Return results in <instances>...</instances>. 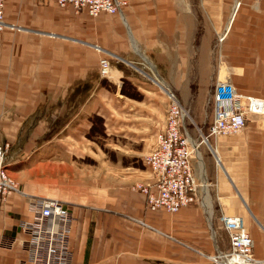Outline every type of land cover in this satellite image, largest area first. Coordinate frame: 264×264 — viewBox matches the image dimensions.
<instances>
[{
  "label": "crops",
  "instance_id": "0c3cea01",
  "mask_svg": "<svg viewBox=\"0 0 264 264\" xmlns=\"http://www.w3.org/2000/svg\"><path fill=\"white\" fill-rule=\"evenodd\" d=\"M126 1L122 16L96 18L53 0L6 1L5 21L15 28L0 31V141L21 151V159L9 154L7 169L25 194L10 195L1 208L0 264H25L28 235L20 223L34 218L28 195L62 199L74 214L72 264H214L211 255L231 249L222 215L242 218L264 264V115H251L241 133L216 136L198 153L200 171L193 163L205 183L206 206L153 211L134 187L149 180L148 169L122 162L123 156L138 147L139 157L153 150L168 102L138 66L154 69L163 89L155 69L174 85L168 78L176 71L182 85L190 54L174 7L179 0ZM223 52L226 68V43ZM123 80L141 99L123 91ZM231 82L244 96L252 93ZM262 91L253 96L259 103ZM94 116L116 139L117 160L104 158L90 139ZM50 142L56 147L48 157L13 168L25 151ZM94 154L97 163L89 161Z\"/></svg>",
  "mask_w": 264,
  "mask_h": 264
},
{
  "label": "built area",
  "instance_id": "2783aa9c",
  "mask_svg": "<svg viewBox=\"0 0 264 264\" xmlns=\"http://www.w3.org/2000/svg\"><path fill=\"white\" fill-rule=\"evenodd\" d=\"M53 1L62 8H72L77 13H86L94 18L103 13L122 16L127 4L126 0ZM5 5L6 0H0V31L15 28L5 21ZM101 68L103 75H107L106 58L101 61ZM173 94H168L171 103L165 126L158 135L154 150L146 159L150 181L136 186L146 194L147 206L153 211L164 209L177 212L191 204L206 206L204 183L197 178L193 163L199 143L196 140L192 141L186 125L190 116ZM209 99L214 103V119L209 129L211 136H230L234 132H242L250 115H264V99L254 107L250 101H247L249 98L246 99L236 90L234 84L228 81H217L214 94ZM10 147V143L0 141V209L5 199L13 191L20 189L7 169ZM29 208L34 213L35 219L20 223L21 231L28 235L23 243L27 252L24 263L72 264L69 243L74 214L64 202L52 198L31 197ZM221 221L229 233L231 249L229 252H216L211 260L217 264L254 263L256 261L254 240L243 224L242 218L236 215H222Z\"/></svg>",
  "mask_w": 264,
  "mask_h": 264
},
{
  "label": "rangeland",
  "instance_id": "374dc122",
  "mask_svg": "<svg viewBox=\"0 0 264 264\" xmlns=\"http://www.w3.org/2000/svg\"><path fill=\"white\" fill-rule=\"evenodd\" d=\"M174 7L180 12L183 45L190 54L189 62H187V69L189 70L185 82L183 81L181 85L182 78L172 69V72L175 71V73L168 80L171 79L172 82L175 80L176 83L175 85L173 83L167 84V77L165 78L163 71L155 69L164 82V89H166L164 90L154 79V69L149 67L148 64L143 63L144 65L138 66L137 70L143 73L141 74L145 76L146 80L153 83L154 88L161 89L167 95L168 102L163 114L165 122L163 126L159 127L157 135L165 126L166 115L171 103L168 94L173 92L190 116L186 121L187 130L192 135V138L198 141V153L200 154L202 150L207 149V145L215 138V136H211L209 131L213 123L212 119H214V103L209 98L214 94L217 81L227 80L229 83L233 81L239 85L241 91L252 92L248 93L247 96L245 95L246 99L248 97L256 103L260 102L253 96H255L254 94L260 95L263 92L262 90H264V0H179V5ZM227 24L228 27L231 26L229 31H226L227 35L223 38L226 33L223 34V31ZM225 43L227 52L226 68L223 52ZM222 71H224V74L221 77ZM123 81V91L135 100L141 99L142 95L128 92V90L133 89L131 82L128 80ZM195 113H199L201 117L197 119ZM93 119L91 133L88 134L90 139L94 140L100 146L99 148L103 150L104 158L111 161L117 160L121 156L118 155L117 150L113 149V145H111L116 139L103 132V119L99 116H94ZM55 147V143L50 142L42 144L38 148L36 147V150L31 154L25 151L24 159L22 158V161L13 166V168L34 163L44 158V154L46 155L45 157H48L47 155H50V152ZM137 149L127 151L125 156H123L122 162L125 160L127 162L133 161L131 164L134 167H144L149 172V165H147L146 159L152 151L141 154L139 157V153H134L138 152ZM8 153H16L18 158L21 159V151L16 152L15 149L10 147ZM198 153H196L193 161L197 170L200 171L197 163ZM89 161L97 163L100 158L94 154ZM11 176L14 175L11 174ZM14 178L23 190V184L17 177L14 176ZM149 181L139 183H148ZM138 184H135L134 187ZM212 262L217 264L214 261Z\"/></svg>",
  "mask_w": 264,
  "mask_h": 264
},
{
  "label": "bare ground",
  "instance_id": "6f19581e",
  "mask_svg": "<svg viewBox=\"0 0 264 264\" xmlns=\"http://www.w3.org/2000/svg\"><path fill=\"white\" fill-rule=\"evenodd\" d=\"M7 1V0H6ZM236 9V8H235ZM4 11H5V9H4ZM233 13H235V12H233ZM10 26H13L12 24H9ZM14 27V26H13ZM225 36V35H224ZM224 36H223V38H224ZM227 81V80H226ZM248 101H250L251 103H252V105L254 106V107H257L259 104H257L255 101H253V100H248ZM251 116V115H250ZM238 133H241V132H238ZM238 133H232V134H238ZM160 134V133H159ZM191 137H192V135H190ZM194 139L192 138V141H193ZM157 141H158V138H157ZM9 143V142H8ZM194 144V143H193ZM198 146V145H197ZM199 147V146H198ZM197 147V150H196V152H195V156H196V153H198V151H199V148ZM154 150V149H153ZM152 150V151H153ZM8 173H9V171H8ZM9 175H10V177L12 178V179H15L13 176H11V174L9 173ZM204 183V182H203ZM136 188V187H135ZM204 189H205V183H204ZM140 190V189H139ZM141 191V190H140ZM142 192V191H141ZM14 193H19V194H25V192H23V190L21 189V187H20V189H19V191H13V193H11L10 195H12V194H14ZM145 194V193H144ZM9 195V196H10ZM205 195V194H204ZM9 196L5 199V202L7 201V199L9 198ZM31 197H36V196H32V195H28V207H29V198H31ZM147 197V196H146ZM37 198H40V197H37ZM52 199H55V198H52ZM57 200H59V199H57ZM59 201H62V202H64L62 199L61 200H59ZM4 202V203H5ZM4 203H3V205H4ZM65 203V202H64ZM196 203H198V202H196ZM2 205V206H3ZM189 206V205H188ZM148 207V206H147ZM2 208V207H1ZM182 209V208H181ZM180 209V210H181ZM29 210L32 212V210L29 208ZM180 210H178L177 212H179ZM0 211H1V209H0ZM172 212V211H171ZM33 213V212H32ZM174 213H176V212H174ZM33 215H34V213H33ZM35 219V215H34V218L32 219V220H34ZM74 219H75V217H74ZM32 220H30V221H32ZM30 221H28V222H30ZM246 227V226H245ZM247 228V227H246ZM248 230V229H247ZM249 232V231H248ZM250 234V233H249ZM254 247H255V241H254ZM229 252V251H228ZM214 254H216V253H214ZM255 256V255H254ZM211 257V259H212V257H214L213 255H211L210 256ZM237 258V257H236ZM236 258H234V259H236ZM228 259V258H227ZM255 259H256V261L254 262V263H252V264H258V263H260V261L261 260H259L256 256H255ZM239 260V259H238ZM242 260V259H241ZM243 261V260H242ZM258 261V262H257ZM223 262H225L224 260H223ZM233 262V261H232ZM230 264H232V263H230Z\"/></svg>",
  "mask_w": 264,
  "mask_h": 264
}]
</instances>
